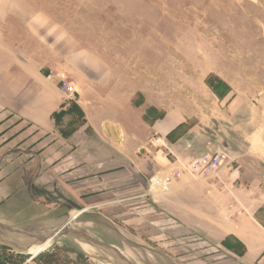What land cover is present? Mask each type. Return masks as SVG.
<instances>
[{
    "label": "rangeland",
    "instance_id": "rangeland-1",
    "mask_svg": "<svg viewBox=\"0 0 264 264\" xmlns=\"http://www.w3.org/2000/svg\"><path fill=\"white\" fill-rule=\"evenodd\" d=\"M47 82L60 112L38 137L72 151L92 123L156 170L141 198L82 214L76 181L39 178L37 157L26 174L31 146L0 155V264H238L219 242L231 232L264 252V0H0V107L33 114ZM202 157L216 169H183ZM176 171L167 190L151 182ZM68 222L118 253L63 235L37 247Z\"/></svg>",
    "mask_w": 264,
    "mask_h": 264
},
{
    "label": "crops",
    "instance_id": "crops-1",
    "mask_svg": "<svg viewBox=\"0 0 264 264\" xmlns=\"http://www.w3.org/2000/svg\"><path fill=\"white\" fill-rule=\"evenodd\" d=\"M39 77L37 78L38 82L41 81ZM39 88L40 90L37 91L38 94L35 97V99H38L35 105L36 107H41V109L35 111L33 114H24L20 118L17 117L16 113L10 111V109L0 107V155L6 157V161H3L5 163H13L15 158L13 153L16 149L20 148L21 150L25 146H31L30 151L32 154L18 156L19 160H24L27 165L26 174H29V166H32L34 158L37 157L40 170L39 178L48 176L54 179L55 176H59L60 180L76 181L73 185V193L76 196V200L73 201V207L79 210L84 209L85 212L82 214L97 209L100 206L107 207L112 205L106 201L110 197L118 196L119 199L121 198L120 200H115L114 204H122L132 199L133 196H136V199L141 198V195L144 194V185L140 182L139 178L145 172L155 171L156 166L151 164V160L148 157H143L138 161L134 160L135 158L133 159L130 156L131 152L128 151L129 149H125L126 147L122 142L119 145L113 144L114 140L108 134V130H106V134H103V131L99 127L93 126L91 123L90 128L96 132V137L84 133V139H81L83 138L82 131H87L89 125L78 128L72 135V138L69 139V141H74L77 146L76 148L72 147V151L66 152L63 147L66 142L63 141L61 136L53 144L47 143V137H44V135L38 137L39 135L36 131L42 132V130L46 131V128H50V117L52 113L60 112V108L58 109V107L61 104V98L58 101L55 97L57 95L56 92L52 91V89L55 90V86L51 82L46 83V88L52 92L46 94L40 86ZM14 117L18 118V121H14ZM40 124L44 127L40 126ZM162 124L166 127L168 122L164 121ZM34 126L36 130L32 129ZM9 128H12L13 131L5 139L7 136L5 134L10 131ZM165 130V134H168L173 129L172 127H167ZM182 140L180 139L170 146L175 149ZM3 169L4 167L0 169V175L4 171ZM87 192L88 194H94L96 201L93 205L87 206L84 204L83 196ZM77 199L78 202L76 203ZM90 200L91 197L89 198ZM32 210L31 212L33 213ZM82 214L75 217L74 220ZM0 221H6V219L0 217ZM70 221L72 220L70 219ZM0 227L4 228L2 225ZM238 234L231 232L222 237L219 242L224 243L228 238L234 240H232L231 248L229 247L233 252H228L239 260L238 264H253L257 259L261 260L264 252H259L255 249L251 239L246 237L247 233L238 232ZM37 241L40 242V240ZM228 242L230 243L231 241ZM236 242H239L240 246H242L243 250L240 254H235L238 253L234 250ZM40 244L42 243L40 242ZM20 247L22 249L31 248L26 245H19L18 248Z\"/></svg>",
    "mask_w": 264,
    "mask_h": 264
},
{
    "label": "built area",
    "instance_id": "built-area-1",
    "mask_svg": "<svg viewBox=\"0 0 264 264\" xmlns=\"http://www.w3.org/2000/svg\"><path fill=\"white\" fill-rule=\"evenodd\" d=\"M62 94H66L67 92L73 91V89L67 85V84H63L60 88ZM219 160L217 158H207V157H202L200 159H196L193 161H190L187 163V165L183 164V169H185V171L189 172V173H201L202 171L204 173L209 172L210 170L216 169V167L218 166ZM182 174L180 172H175L173 175H169L166 176L164 178L161 177H154L152 178L151 182L156 184V185H160L162 187L163 190H167V186H169L171 184V182L173 181L174 177L179 178Z\"/></svg>",
    "mask_w": 264,
    "mask_h": 264
},
{
    "label": "water",
    "instance_id": "water-1",
    "mask_svg": "<svg viewBox=\"0 0 264 264\" xmlns=\"http://www.w3.org/2000/svg\"><path fill=\"white\" fill-rule=\"evenodd\" d=\"M68 224H69V222L67 224H65L63 227H61V228H59V229H57V230H55L53 232H50L49 234L41 236L40 238H37L36 236H33V237H35L38 240L39 239L40 240L43 239V242H44V241L49 240V239H54L58 235L73 236V237H78V238L83 239L84 241H86V243H88L90 245H94V246L100 247L101 249H108V250H111V251H113L115 253H118V251L116 249L112 248L111 246L102 244L101 242L92 239L91 237H89L84 232L67 229Z\"/></svg>",
    "mask_w": 264,
    "mask_h": 264
},
{
    "label": "bare ground",
    "instance_id": "bare-ground-1",
    "mask_svg": "<svg viewBox=\"0 0 264 264\" xmlns=\"http://www.w3.org/2000/svg\"><path fill=\"white\" fill-rule=\"evenodd\" d=\"M71 219H72V218H71ZM50 240H51V239L46 240V241L43 242V239H42V240H40V241H41V243L43 244V243H45V242H47V241H50ZM42 244L38 245L37 247L40 248V247L42 246ZM81 246L83 247V249H86V248H87V245H86V244H82ZM81 246H80V247H81ZM37 247L33 246V247H32V248H33L32 250L36 251L35 249H37ZM42 247H43V246H42ZM82 247H81V248H82ZM39 248H38V249H39ZM112 248H113V247H112ZM114 249H115V248H114ZM84 252H85V251H84ZM87 252H88V251H87Z\"/></svg>",
    "mask_w": 264,
    "mask_h": 264
}]
</instances>
